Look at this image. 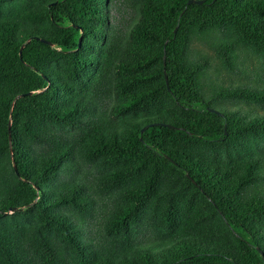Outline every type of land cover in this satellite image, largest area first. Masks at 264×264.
Segmentation results:
<instances>
[{"label":"trees","instance_id":"1","mask_svg":"<svg viewBox=\"0 0 264 264\" xmlns=\"http://www.w3.org/2000/svg\"><path fill=\"white\" fill-rule=\"evenodd\" d=\"M23 1L0 16V264H264V0Z\"/></svg>","mask_w":264,"mask_h":264},{"label":"rangeland","instance_id":"2","mask_svg":"<svg viewBox=\"0 0 264 264\" xmlns=\"http://www.w3.org/2000/svg\"><path fill=\"white\" fill-rule=\"evenodd\" d=\"M25 7L23 0H0V16H5L16 12L17 10ZM217 35V34H214ZM191 54L196 57H205L210 60L213 65H217L216 59L213 57L212 50L209 47V43L205 40L193 41L190 45ZM245 60L241 63V67L247 65L248 69H262L260 60L252 53H245ZM239 67V66H238ZM210 75V81L216 85H234V84H251L252 80L249 79V74H243L240 72L228 73L221 70H213ZM248 71V70H247ZM249 73V72H248ZM11 211H7V216ZM28 215V216H27ZM31 216H35V213L26 214L27 219Z\"/></svg>","mask_w":264,"mask_h":264},{"label":"water","instance_id":"3","mask_svg":"<svg viewBox=\"0 0 264 264\" xmlns=\"http://www.w3.org/2000/svg\"><path fill=\"white\" fill-rule=\"evenodd\" d=\"M190 2H193V3H200V0H186V3H190Z\"/></svg>","mask_w":264,"mask_h":264}]
</instances>
